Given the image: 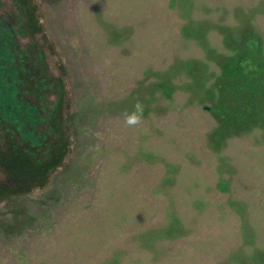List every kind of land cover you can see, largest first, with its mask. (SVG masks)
Segmentation results:
<instances>
[{
  "label": "rangeland",
  "instance_id": "obj_1",
  "mask_svg": "<svg viewBox=\"0 0 264 264\" xmlns=\"http://www.w3.org/2000/svg\"><path fill=\"white\" fill-rule=\"evenodd\" d=\"M0 264H264V0H0Z\"/></svg>",
  "mask_w": 264,
  "mask_h": 264
},
{
  "label": "clouds",
  "instance_id": "obj_2",
  "mask_svg": "<svg viewBox=\"0 0 264 264\" xmlns=\"http://www.w3.org/2000/svg\"><path fill=\"white\" fill-rule=\"evenodd\" d=\"M125 123L127 126L135 128L142 123L144 116V106L141 102L134 105V110L128 114L125 113Z\"/></svg>",
  "mask_w": 264,
  "mask_h": 264
}]
</instances>
